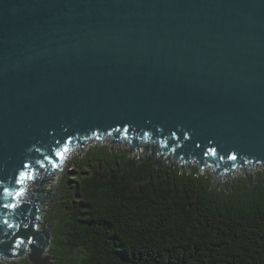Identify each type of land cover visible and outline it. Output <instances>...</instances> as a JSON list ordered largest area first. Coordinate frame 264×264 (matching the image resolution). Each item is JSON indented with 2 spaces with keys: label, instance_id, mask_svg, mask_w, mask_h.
<instances>
[{
  "label": "water",
  "instance_id": "water-1",
  "mask_svg": "<svg viewBox=\"0 0 264 264\" xmlns=\"http://www.w3.org/2000/svg\"><path fill=\"white\" fill-rule=\"evenodd\" d=\"M107 138L264 166V0H0V259L53 264L44 183Z\"/></svg>",
  "mask_w": 264,
  "mask_h": 264
},
{
  "label": "trees",
  "instance_id": "trees-1",
  "mask_svg": "<svg viewBox=\"0 0 264 264\" xmlns=\"http://www.w3.org/2000/svg\"><path fill=\"white\" fill-rule=\"evenodd\" d=\"M198 168L107 146L76 156L53 264H264V174L216 185Z\"/></svg>",
  "mask_w": 264,
  "mask_h": 264
},
{
  "label": "rangeland",
  "instance_id": "rangeland-1",
  "mask_svg": "<svg viewBox=\"0 0 264 264\" xmlns=\"http://www.w3.org/2000/svg\"><path fill=\"white\" fill-rule=\"evenodd\" d=\"M110 147L112 148V150H122V151H126L129 150L130 151V144L128 143H119V144H113L112 141L107 140L105 142H101L99 143V141H93L92 143H90L89 145H87L85 147L84 150H77L74 151L73 153L70 154V156L68 157V159L66 160V162H63V164L61 165V167H59V169L44 183L43 186V193H42V197L40 199V201L42 202L41 204V215L38 221V225H37V229L38 230H50L49 226L51 225L50 219L52 215H55L59 209L62 207L60 202H64L66 204L67 199H58V197L62 196V193L64 195L66 194V191L68 190V185L73 184L74 185V175L75 174H71L68 176L67 173H69L72 164L74 163V159L76 156H81L82 154L88 152L91 148L94 147ZM132 155L138 156L139 158H146V157H152L154 160H158V161H165L168 162L170 164L175 163L179 166H181L184 169H188V170H193L195 167H198L197 164L195 163H186V162H182V160H177L174 157H169L165 154L153 151V150H149L146 148H142L139 147L137 150L131 152ZM199 169V168H198ZM201 173L203 174H210L211 177H213V180L215 182L216 185H226L230 182H232L234 179L236 178H240V177H249L251 178L252 175H256V177H260L261 175L264 174V166H256L255 168H249V169H243V170H238V171H234L231 173H226L220 176H217L216 178H214L215 176V170L212 167H204L202 170H200ZM70 177V178H69ZM70 179V180H69ZM73 179V180H72ZM64 180V181H63ZM72 181V182H71ZM63 190V192H62ZM59 212L56 214L58 215ZM57 226V222L54 224L53 226V230H52V240L53 238L55 243H59V239L63 238L61 235V229L60 228H56ZM54 233V235H53ZM63 240V239H62ZM51 248V247H50ZM61 247L58 249L60 250ZM50 250V249H49ZM49 250L46 252V255L50 256V252ZM58 254L60 255L59 251ZM52 257V256H50ZM0 264H32L30 262V260L28 259V256H24L21 258H17V259H0Z\"/></svg>",
  "mask_w": 264,
  "mask_h": 264
},
{
  "label": "snow or ice",
  "instance_id": "snow-or-ice-1",
  "mask_svg": "<svg viewBox=\"0 0 264 264\" xmlns=\"http://www.w3.org/2000/svg\"><path fill=\"white\" fill-rule=\"evenodd\" d=\"M66 151V150H65ZM57 155H62L61 153H57Z\"/></svg>",
  "mask_w": 264,
  "mask_h": 264
},
{
  "label": "clouds",
  "instance_id": "clouds-1",
  "mask_svg": "<svg viewBox=\"0 0 264 264\" xmlns=\"http://www.w3.org/2000/svg\"><path fill=\"white\" fill-rule=\"evenodd\" d=\"M199 167V166H198ZM199 169H200V167H199ZM200 170H202V169H200Z\"/></svg>",
  "mask_w": 264,
  "mask_h": 264
}]
</instances>
